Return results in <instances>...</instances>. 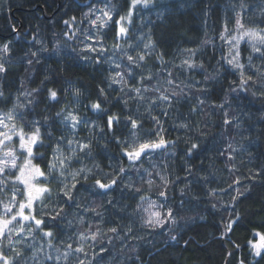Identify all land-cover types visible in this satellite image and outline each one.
I'll return each mask as SVG.
<instances>
[{"label":"trees","instance_id":"trees-1","mask_svg":"<svg viewBox=\"0 0 264 264\" xmlns=\"http://www.w3.org/2000/svg\"><path fill=\"white\" fill-rule=\"evenodd\" d=\"M106 1L111 7L115 5L119 14L128 8L129 0ZM244 2L251 5L250 10L243 13L244 22L246 27H252L253 20L258 22L261 19L260 8L264 7V0ZM239 3L240 0H156L147 8L139 7L133 27L147 39L151 36L156 44L144 66L145 74L151 72L153 78L145 80V85L150 89H160L144 93L145 99L139 101L128 100V96L119 91V84L110 86L108 76L114 71L112 62L116 61L108 51L103 54L85 51L89 40L87 32L93 29L91 16L86 19L84 14L93 7L102 6L101 0H0V46L8 43L11 49L9 54L0 53L8 69L0 75V88L7 97L0 100V111L11 109L18 95L21 102L28 105L23 93L38 88L39 91L28 98L32 104L16 109L17 113H24V121H40L42 134L51 130L56 136L63 132L71 138V130L65 128L55 115L67 104L78 112L82 120L89 122L88 127L80 125L76 138L84 143L91 140L92 143L91 155L81 154L80 163L74 162V167L86 166L104 179H107L106 173L111 176L121 166L127 170L118 185L106 195L97 190L86 191L88 184L82 181L84 186L78 184L79 192L76 193V204L80 207L64 206L60 200V206L65 208L62 218L53 222L45 217L48 229L58 237L53 243L61 250L68 243L75 247L78 234L91 223L92 231L99 226L107 233L96 244L97 248L108 249L101 264H240L241 260L244 264H256L248 241L254 239V231L264 233V98L252 96L251 91H229L231 82L236 81L238 85L239 75L221 59L222 56L228 58L229 49L227 43L220 39V33L226 21L231 31L235 27V12L241 11ZM233 5H236L235 9ZM72 17L76 18L75 21L66 25L64 22L71 21ZM135 28L130 31V43L139 44L142 48ZM117 31V26L111 22L100 31L104 34V43L107 44L111 38L116 39ZM65 33L75 35L68 39ZM205 39L213 43L201 46ZM42 46L48 50L41 51ZM197 48L195 59L203 61L208 73L215 75L219 68L217 78L207 85L208 92L200 91L205 87L204 71L180 67L182 61L189 57L185 49ZM239 48L245 71L251 73L253 70L247 67L250 47L242 42ZM31 52H38V57H32ZM157 54H163L164 62L156 59ZM253 55V63L260 66L262 61ZM28 59L33 60L31 65L27 63ZM119 59L120 62L116 63L127 64L126 60ZM97 60L101 62L97 63ZM140 71L137 69V74ZM168 79L174 83L169 85ZM41 81H44L43 85ZM50 88L58 91V102L47 98ZM100 88L105 90L103 95ZM74 89H79L78 97L72 95ZM173 91L180 94L171 97ZM162 93L171 97L170 104L157 100L150 107L151 101ZM226 94L228 103L223 109L212 106L223 103ZM200 99L205 101L203 105L198 103ZM97 100L102 102L107 113L121 116L120 124L114 125L115 135L121 139L129 133L123 118L132 114L134 118L143 120V128L138 130L142 139L152 138L146 136L147 132L157 130L151 119L156 116L165 130L162 133L164 138L175 143L150 153L131 166L113 139V133L105 127L106 115L91 109V104ZM124 100H128L126 107ZM193 108L196 110L192 111ZM225 112L232 124L223 123ZM44 117H48L47 123ZM21 122L16 120L18 125ZM91 122L98 127L92 128ZM182 124L187 127H180ZM101 128H104L103 132ZM188 142L201 145L191 158L186 156ZM48 143L45 138V144ZM41 151L50 154L48 150ZM229 155L234 159H228ZM35 162L41 163L39 160ZM189 167L191 174L186 171ZM257 171L260 175L253 177ZM147 172L153 174L155 181L151 187L146 183L149 178ZM156 173L171 181L166 201L158 195L164 187ZM237 178L241 181L239 185L233 183ZM127 185L141 191L135 192ZM236 188L244 194L233 201ZM213 189L215 193L211 191ZM141 195L151 197L158 204L163 203L165 209L172 208L178 223L156 229L144 227ZM108 200L112 203L109 204ZM46 203L48 207L43 211L54 214L56 199ZM86 208H96L102 217L85 211ZM237 215L239 220L233 224L232 231L222 238L225 224L229 219L235 220ZM110 227L119 228V235L107 232ZM128 228L132 229L131 233H128ZM173 235L177 237L175 241L171 239ZM18 239L20 237L13 234V240ZM60 240L64 244H60ZM24 243H43L40 232L37 231L34 238L30 237ZM237 244L239 248L235 247ZM16 247H23V244ZM4 251L12 255L8 247ZM52 254L56 253L53 251ZM259 264H264V259H260Z\"/></svg>","mask_w":264,"mask_h":264},{"label":"snow or ice","instance_id":"snow-or-ice-1","mask_svg":"<svg viewBox=\"0 0 264 264\" xmlns=\"http://www.w3.org/2000/svg\"><path fill=\"white\" fill-rule=\"evenodd\" d=\"M155 0H129L128 10L126 14H119L116 11L115 5L109 8L105 5L101 9H90L89 13H85L84 16L88 19L90 16L94 17L90 19V23L93 28L97 29L96 37H89V39H95V44H99L97 48L95 45H88L85 47V51L98 52L103 54L107 49L104 46V34L100 32L108 26L109 22L115 24L118 28L117 31V42L112 45L114 52L120 53L121 60H126L127 64L113 63L114 71L108 76V80L111 84H119L121 87L119 91L128 96V100H139L145 99L144 93L155 90L160 91L159 88L150 89L145 85V80H151L153 78L152 73L148 72L145 74V64L147 57L152 55L155 50L156 44L148 37L145 42L144 37L140 36L138 39L143 44L141 48L139 44L129 43L131 40L130 36V25L132 24L133 16L135 11L139 7L147 8L153 5ZM236 5H233L235 9ZM239 8L241 11L235 12V33L229 35L230 29L227 21L224 24L223 30L220 33V39L225 41L229 45V56L230 58L222 56L221 59L225 60L226 64L229 65L239 75V83L236 81L231 82L229 91H251L252 96H259L264 98V7L260 8L261 19L257 22L252 21V27H246L244 22L245 11L250 10L251 5H248L244 0H240ZM99 11L100 15H95V12ZM115 17V18H114ZM75 17L71 18V21H65L66 25H70L71 22L75 21ZM68 39H72L75 33L69 35L65 33ZM35 40V37L33 38ZM123 40L124 45L122 46L119 41ZM246 41L250 47V54L248 56V68L253 71L248 73L245 71V64L241 62L240 42ZM38 43H42L37 41ZM213 43L211 40L205 39L201 41V46ZM46 47L41 48V51H47ZM199 50L197 49H185L189 53L188 59L182 61L180 67H184L187 70L199 69L204 71L205 87L200 91L208 92L210 89L207 87L210 81H214L219 75V68H217L215 75L208 73L203 61H197L195 54ZM11 51L9 44L5 43L0 46V53L9 54ZM255 54L261 61L260 66H256L253 63ZM32 57H38V52H31ZM156 59L163 61V54H157ZM37 62H39L37 60ZM97 63L101 61L97 60ZM27 63L31 65L32 59H28ZM141 71L137 74L136 70ZM8 69L5 63L2 62L0 57V75L5 74ZM171 76V72L168 73ZM138 76V78H137ZM48 77H45L47 80ZM169 85L173 84V80L168 79ZM200 81H197L199 84ZM44 81H41V85ZM235 85V86H233ZM23 86V85H21ZM179 88V85L176 86ZM38 88H34L30 91L23 93V96L28 100V105L32 104L33 101L28 99L33 93L38 92ZM104 89L100 88L99 92L101 95L104 94ZM167 92V89H165ZM134 94V95H130ZM180 93L175 91L172 92L171 97H176ZM74 97L80 95L79 89H74L72 92ZM171 97L167 94H161L156 100L151 101V105L156 104L158 101L168 102L170 104ZM49 100L58 102V91L56 89H48ZM107 97H105L106 99ZM5 92L0 88V100H6ZM128 100H124L125 107L128 104ZM200 105L205 103L204 100H198ZM228 103L227 94L224 97V102L220 104H213V107L223 109L225 104ZM28 105L21 102L20 96L18 95L13 102V107L7 112L0 111V264H101L103 260V254L108 252V249L104 247H96L98 240L106 236L107 233L103 232L99 226L96 227L95 231H92L93 225L89 223L85 231L78 234V240L76 246L73 247L72 243H68L64 246L63 250L53 243L58 237L51 230L48 229V220L55 222L57 218H62V214L65 211L63 206H60V200H63V205L71 207L76 205V193L79 192L77 185L84 186L88 184L86 191L97 190L101 195H106L110 190L118 185L120 177L126 173V169L121 166L118 170L113 172L111 176L105 174L104 178L97 177L91 169L86 166L74 167V162L80 163L81 154L85 156L91 155L92 143H84L77 139V130L81 124L88 127L89 122L84 121L79 116L75 109H70L65 104L61 109L56 112L58 117L65 128H69L72 132L71 138L64 135L61 132L60 135L56 136L53 131L48 130L42 134L41 123L38 120L24 121V113H17L16 109L27 108ZM91 109L94 112L106 115V124L108 132L113 133V139L121 147L122 154L127 158L131 166H135L141 162L144 157L156 150L166 149L169 144H174V141H167L162 133L165 131L160 124V120L156 116H152L151 119L157 126V130H149L146 134L147 137L152 138H141L139 129L143 128V120L139 117L134 118L132 114L124 117L125 127L129 129L128 136L121 139V137L115 135L114 125H118L121 122V116L116 113H107V110L102 107V102L97 100L91 104ZM150 110V109H149ZM195 111L196 109H191ZM167 114L166 112L164 113ZM223 123L225 125L232 124V120L228 119V113H224ZM20 119L22 122L18 125L16 120ZM45 123L48 122V117H44ZM91 127H98L95 122H91ZM180 127L186 128V124L180 125ZM27 129V130H26ZM101 132L104 128L100 129ZM45 138L49 141L45 144ZM201 148L198 142H188L186 149V156L191 158L197 154ZM229 148L232 146L229 144ZM41 149L50 151V154L42 152ZM234 152L235 149H232ZM228 159H234L233 156L229 155ZM39 160L43 163H36ZM99 168V165L96 166ZM147 171V170H145ZM186 171L191 174V167L187 168ZM232 171V169H229ZM148 179L146 183L151 187L155 181L152 179L153 174L147 172ZM164 190L158 193L159 197L167 200V187L171 183L168 178L160 173L155 174ZM260 173L257 171L253 173V177L259 176ZM84 182L82 184L81 182ZM91 181V183H89ZM234 184L239 185L240 179L237 178L233 181ZM55 185V187H53ZM132 188L135 192H140L139 188H134L132 185H127ZM231 188L232 185H229ZM215 193L216 190H211ZM223 191V189L221 190ZM236 195L232 197L233 201H236L244 193L239 188L235 189ZM183 193V189H181ZM53 198L56 199V207H54V214H48L43 211V208L48 207L46 201L51 202ZM148 198L141 195L140 200L143 202ZM111 204L112 201L108 200ZM149 208H158L159 210L151 212L147 219L143 221V226L156 229L162 228L166 224L175 225L178 223L174 210L172 208L165 209L163 203L157 205L155 201H148ZM37 205H41L38 208ZM215 207V205H213ZM85 211L93 212L97 217H102V213L97 211L96 208H86ZM39 216V218H37ZM239 220V215L236 219H229L224 226V232L221 237H225L229 232L232 231L233 224ZM80 223H84L81 219ZM39 231L43 243L37 244H26L28 238H34V234ZM107 232L119 235L120 229L117 227H110ZM132 229L128 228V233H131ZM13 234L20 237L18 240H13ZM254 239L248 241V247L251 249V254L256 260V264H259L260 259H264V233L257 231L253 232ZM258 238V239H255ZM133 239H142V237H133ZM171 239L175 241L177 237L171 236ZM4 241H7V247L10 249L12 255H8L5 251ZM91 241V243H88ZM23 244V247L17 248L16 245ZM60 244H64L63 240H60ZM187 244V241H185ZM239 248L240 245H235ZM47 249V250H46ZM53 251L56 253L53 255ZM232 255L231 252L228 253ZM240 264H244L243 260Z\"/></svg>","mask_w":264,"mask_h":264},{"label":"rangeland","instance_id":"rangeland-1","mask_svg":"<svg viewBox=\"0 0 264 264\" xmlns=\"http://www.w3.org/2000/svg\"><path fill=\"white\" fill-rule=\"evenodd\" d=\"M156 1V0H155ZM109 2V1H108ZM108 2L106 1V0H101V5L102 6H98V7H93V9H101V8H104L105 7V5H107L109 8H111V6H110V4H108ZM127 10H128V8L121 14V15H123V14H126V12H127ZM137 11V10H136ZM136 11H135V13H136ZM135 13H134V15H135ZM95 15H100V12L99 11H96L95 12ZM92 18H94V17H91V19ZM133 21H134V16H133V20H132V24L129 26L130 27V31L133 29V28H135V27H133L134 26V24H133ZM110 23V22H109ZM90 29V28H89ZM92 29L93 30H91L90 29V31L88 30V32H87V36H89V37H96L97 36V29H95V28H93V26H92ZM96 31H95V30ZM105 29V28H104ZM104 29H101L100 31H103ZM118 29V28H117ZM135 30H136V36L137 37H140V36H143L142 35V33L141 32H138V30H137V28H135ZM232 34H236L235 33V27L233 28V30L229 33V35H232ZM144 37V40H145V42H147V37L146 36H143ZM131 41V40H130ZM130 41H129V43H130ZM104 42V41H103ZM117 42V38L116 39H114V38H111L110 40H108V42H107V44H105L104 43V46H105V48L107 49V51L109 52V56L111 57V58H113V60H115L116 62H120V57H117L118 56V53L119 52H114V50H113V48H112V45L114 44V43H116ZM242 42H246V41H241L240 43H242ZM119 43L122 45V46H125L126 47V45H124V41L123 40H120L119 41ZM88 45H95L97 48H99L100 47V45L99 44H95V39H89L88 40V42H87V46ZM142 46H143V44H142ZM227 47H228V49H229V45L227 44ZM116 56V57H115ZM228 58H230V56L228 55ZM148 199L147 200H145V201H143L142 203H141V208H142V210H143V214H144V217H145V219H147L148 218V216H149V214L151 213V212H154V211H157V210H159L158 208H149V204H148V201H155L154 199H152L151 197H147ZM156 202V201H155ZM157 203V202H156ZM157 205H159L158 203H157ZM256 239H258V238H256ZM7 241H4V244L6 245L5 247L7 248ZM5 249V248H4Z\"/></svg>","mask_w":264,"mask_h":264}]
</instances>
